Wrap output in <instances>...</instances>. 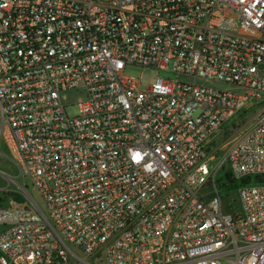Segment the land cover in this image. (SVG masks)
Listing matches in <instances>:
<instances>
[{"label":"built area","instance_id":"1","mask_svg":"<svg viewBox=\"0 0 264 264\" xmlns=\"http://www.w3.org/2000/svg\"><path fill=\"white\" fill-rule=\"evenodd\" d=\"M0 140V264H264V0H0Z\"/></svg>","mask_w":264,"mask_h":264},{"label":"rangeland","instance_id":"2","mask_svg":"<svg viewBox=\"0 0 264 264\" xmlns=\"http://www.w3.org/2000/svg\"><path fill=\"white\" fill-rule=\"evenodd\" d=\"M125 75L138 79L141 85L145 86L156 76L174 78V74L160 72L156 70L143 69L139 67H128L125 69ZM141 75V78H140ZM223 88L222 85H216ZM78 98L69 99V104H75ZM66 113L69 117L76 115L77 109L75 105L67 106ZM219 184H223L226 180H222L221 175L218 176ZM221 179V180H220ZM226 192L222 191L225 195ZM231 193V192H230ZM229 193V194H230ZM10 194L18 195L22 198L20 204L14 203ZM29 198H31L39 209L44 212V202L37 190L33 189L27 178H23L15 163L13 162L8 149L0 140V199L9 207L26 206ZM1 229V228H0ZM80 257H82L80 255ZM91 264H102L98 261H89Z\"/></svg>","mask_w":264,"mask_h":264},{"label":"trees","instance_id":"3","mask_svg":"<svg viewBox=\"0 0 264 264\" xmlns=\"http://www.w3.org/2000/svg\"><path fill=\"white\" fill-rule=\"evenodd\" d=\"M227 178V184L230 187L233 182L229 179L228 175H226ZM10 196L12 197V201L14 203L20 204L22 202V198L18 195L15 194H10ZM0 208H14V207H9L8 205H6L2 199H0Z\"/></svg>","mask_w":264,"mask_h":264}]
</instances>
